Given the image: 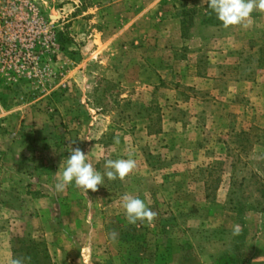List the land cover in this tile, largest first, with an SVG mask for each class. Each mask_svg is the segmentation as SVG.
I'll return each mask as SVG.
<instances>
[{"label":"rangeland","instance_id":"obj_1","mask_svg":"<svg viewBox=\"0 0 264 264\" xmlns=\"http://www.w3.org/2000/svg\"><path fill=\"white\" fill-rule=\"evenodd\" d=\"M207 3L0 0V264H264V11ZM69 146L136 168L57 192Z\"/></svg>","mask_w":264,"mask_h":264},{"label":"clouds","instance_id":"obj_2","mask_svg":"<svg viewBox=\"0 0 264 264\" xmlns=\"http://www.w3.org/2000/svg\"><path fill=\"white\" fill-rule=\"evenodd\" d=\"M207 5L224 27L242 25L254 10L264 11V0H208ZM67 152L69 156L62 162L63 170L59 173L60 178L55 185L57 192H62L73 184L83 189L86 194L89 190L96 192L99 186H104L105 178L109 181L122 180L136 168V161L132 158L107 159L104 162V171L101 172L93 166L89 153L71 146L67 148ZM121 199L126 219L130 224L134 225L137 221L150 222L155 218L156 213L141 198L124 194ZM234 234H239L238 227ZM11 264H30V258L13 257Z\"/></svg>","mask_w":264,"mask_h":264},{"label":"trees","instance_id":"obj_3","mask_svg":"<svg viewBox=\"0 0 264 264\" xmlns=\"http://www.w3.org/2000/svg\"><path fill=\"white\" fill-rule=\"evenodd\" d=\"M64 43V40H62V44ZM45 255H46V258H48L49 256H48V253H47V250H46V252H45ZM37 257H38V255H37V253H35V255H34V257H33V259H37ZM221 264H249L247 261H244V260H241V261H237V262H235V263H232V260L231 259H229V258H225L222 262H221Z\"/></svg>","mask_w":264,"mask_h":264},{"label":"crops","instance_id":"obj_4","mask_svg":"<svg viewBox=\"0 0 264 264\" xmlns=\"http://www.w3.org/2000/svg\"><path fill=\"white\" fill-rule=\"evenodd\" d=\"M218 29H220V28H218ZM59 264H64V263H61V262H58Z\"/></svg>","mask_w":264,"mask_h":264}]
</instances>
